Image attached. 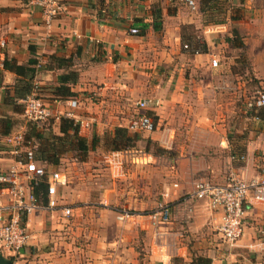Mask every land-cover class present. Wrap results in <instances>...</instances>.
Returning <instances> with one entry per match:
<instances>
[{
  "label": "crops",
  "instance_id": "1",
  "mask_svg": "<svg viewBox=\"0 0 264 264\" xmlns=\"http://www.w3.org/2000/svg\"><path fill=\"white\" fill-rule=\"evenodd\" d=\"M38 1L0 0V38L5 40L0 52V172L13 163L8 135L23 131L34 147L39 139L46 142L50 132L61 135L56 117L39 123V132L38 123L24 124L22 100L14 99L17 75L3 66L4 60L17 65L35 60L30 65L32 82L56 115L66 110L68 99L56 98L53 93L59 85L58 75L77 71V81L69 84L78 101L73 119L79 124V134L89 143L92 138H103L106 131L113 134L118 126L126 128L116 113L127 101L148 99L154 130L134 132L138 144L147 139L168 151L181 147V152L175 164L166 161L164 165L175 178L163 179L159 193L163 204L172 209L168 222H155L141 211L129 212L130 220L117 221L116 201L108 192L78 194L74 190L79 184L74 181L68 185L69 179L62 172L66 176V198L59 195L58 208L21 216L29 239L17 256L10 257L13 263L171 264L174 256L189 262L192 255H203L211 259V264H264L261 204L246 208L243 233L228 245L216 229L220 211L211 210L206 200L187 195L195 179L223 183L231 172L243 178L264 176V116L251 106L254 96H246L252 91L251 84L264 92V0H229L224 19L216 23L204 21L199 10L183 0H60L61 11L49 21ZM237 4L241 6L240 17L235 20L231 15ZM184 26L202 28L200 42L206 43L207 52L190 51L189 56L181 37ZM131 27L138 28L139 33H131ZM232 27L239 30L254 82L241 65L239 73L233 71L237 62L233 50L239 48L231 40ZM69 57L70 62L59 61ZM211 57H219L223 63L227 60L228 64L219 65L217 59L218 65L213 67ZM193 72L199 74L198 79L186 78V73ZM161 73L167 76L161 78ZM237 74L243 76L235 83L232 78ZM234 101V105L241 101L244 116L239 112L205 113V107L228 106ZM256 120L260 127L247 129L246 122L253 124ZM32 127L39 138L31 133ZM182 135L194 139L192 150L184 151ZM205 137L213 142L205 141ZM148 154L149 161L144 164L156 170L162 156ZM240 154L243 159L238 158ZM35 160L52 169L51 163L36 158V152ZM84 163L94 168L96 181L106 179L107 172L117 168ZM63 206L71 209L70 215L63 214ZM75 211L84 218L76 228L67 225ZM137 232L149 239L142 258L133 237L128 236ZM80 236L83 242H77L81 245H73Z\"/></svg>",
  "mask_w": 264,
  "mask_h": 264
},
{
  "label": "built area",
  "instance_id": "2",
  "mask_svg": "<svg viewBox=\"0 0 264 264\" xmlns=\"http://www.w3.org/2000/svg\"><path fill=\"white\" fill-rule=\"evenodd\" d=\"M184 1L191 8H196L195 0ZM60 2V0L38 1L47 21L61 11ZM130 32L138 34L139 29L131 27ZM4 46L5 40L0 38V52ZM210 63L211 66L216 67L218 60L212 58ZM22 103L25 125L55 117L57 119L60 117L73 118L74 111L78 107V101L75 98H68L66 110L56 115L42 100L37 85H34L32 92L22 100ZM150 104L148 99L136 102L140 110L148 111ZM250 104L256 109L264 107V92H258ZM126 128L132 132H151L154 130V122L148 113L139 114L129 121ZM6 141L10 146L13 163L5 171L0 172V254L7 258H14L27 245L29 239V233L22 223L21 216L58 208V189L65 185L66 176L61 171L45 168L36 162L32 142L25 139L23 131L8 135ZM136 153L137 159L150 155L141 149L136 150ZM123 154H127V151ZM238 158L243 159L244 157L240 154ZM39 181L46 184L45 199L33 193L32 186ZM187 195L192 199L206 200L211 210L220 211L217 232L225 243L233 245L243 233L246 208L254 203L264 207V176L243 178L231 172L223 183H215L208 179H195ZM61 210L64 215L71 214L69 207L63 206ZM130 216L128 211L119 212L116 215L119 220ZM150 216L154 221L162 223L170 220L166 205H159V208Z\"/></svg>",
  "mask_w": 264,
  "mask_h": 264
},
{
  "label": "rangeland",
  "instance_id": "3",
  "mask_svg": "<svg viewBox=\"0 0 264 264\" xmlns=\"http://www.w3.org/2000/svg\"><path fill=\"white\" fill-rule=\"evenodd\" d=\"M195 3H196V8L199 10V13L202 14L203 16V20L204 21L206 20V22H211V23L214 21H218V22L222 21L224 19V13L226 12V7L230 5L229 0H219L217 1L216 5L211 6L205 11V13H203L199 8L198 0H195ZM233 7H239V10L241 8V6L238 4L234 5ZM232 11H233L232 15L238 14L237 9L235 10L234 8ZM182 28H183L182 29L183 31L181 32V37L184 38L183 41L186 42L187 44L189 42L193 44L195 40L199 42L202 40L201 37H203V30L201 27L194 29L192 26H184ZM186 50L189 56H191L190 55V51H191L190 44H189V48ZM232 55L236 56L235 60H237L233 71L239 73L240 70H242L239 68L242 63L244 67L247 66L248 68L249 74L247 75V77L251 78L252 81L254 82L255 79L250 73L249 59L245 58V60H243V57L241 56V50L237 48L233 50ZM210 59H212V57ZM217 59L219 60V65H221L223 63V60L220 59L219 57H217ZM189 60H186L188 61V64L193 65V62H190ZM239 60L242 62L239 63ZM225 61L226 63H223V64L227 65L228 64L227 60ZM198 75L199 74H196V72H193L192 75L187 74V73L185 74L186 78L191 77L193 78V80L198 79ZM165 76H167L166 73L165 74L161 73V78ZM242 76L243 74H239V75L237 74V78L236 79L232 78V80L236 83L242 80ZM222 79H225V77ZM253 86L254 85L251 84L252 91L248 94L246 93L247 94L246 96H248L249 99H251L252 96H255L259 92V90L261 91V89H253ZM241 96H242L241 99H243L242 94ZM127 102L128 104L121 109V112L118 114L116 113V115H118V118H122L124 120V124L127 125L133 117H136L139 114L148 113L147 110L138 109V107L136 106V101H127ZM234 103L235 101L233 102L232 105H228V106L224 105V106H219V107H215V106L205 107V113L207 114L219 113L223 115H228V114L234 115L239 112L241 116H244L242 115L243 109L240 105L241 101L237 102L235 105ZM255 112L256 113L260 112V114H263L264 116V107L263 109L259 108ZM235 119L238 120L236 116H235ZM152 120L154 122L153 117H152ZM47 121H49V119L46 121H42V122L44 123ZM258 121L259 120H256L255 122H253V124L252 122H249V121L246 122V124L248 125L247 129H258L260 127V123ZM42 122H38V128L36 129L38 130V132H39V123H42ZM181 125L177 124V126L179 127ZM239 125H240L239 123L236 125V129L239 128ZM50 131H51V128H50ZM130 133L132 135L134 134V132L132 131H130ZM50 134L51 132L49 133V136ZM111 136L112 134L108 135L106 131L103 138H100V139L96 138L97 140H96V143H94V147L88 150L87 155L86 157H84L83 160L77 159L78 156L75 154L77 152H73L72 150H69V151H65L64 153H62V155H60L59 160L57 159L58 160L57 163L50 165L51 166L50 168L66 173L69 179L68 185L72 184L74 181L76 185L79 184V186L76 187V189L74 190L78 194H82V195L87 194V193L89 194L92 191L97 192V193L99 191H102V192L106 191V193L108 192V195L112 197L114 201H116L115 203H116L117 209H115V212H116L114 213L115 215L119 214V212L121 211H128L130 213L131 212L140 213L141 211L142 214L149 215L152 212H154L155 209L159 208V205H165L163 204L162 198L160 196L161 194H159L162 190L161 189L163 185L162 181L163 179L168 180L171 178L172 180H174L175 178L170 176L168 167L164 165H167L166 161L169 164H175V157L179 156L178 153L180 154L181 147L180 148L177 147L175 150L173 148V150L168 151L165 148L158 146L155 142L145 139L140 144H138V142L136 141L132 147L114 148L110 140ZM183 136L184 135L181 136L180 142L182 143L185 142L182 144L183 145L182 148H184V151L188 152L189 150H192L191 146L194 143L193 142L194 139L186 138ZM204 140L209 141V143L213 142L212 139H207V137H205ZM91 142H92V139L90 143ZM36 143H37V140L35 141V144ZM97 144L99 147L95 148V145ZM139 149L143 150L145 153H151L156 156H159V155L162 156L159 158V161L162 162V164H160L161 166L159 167L157 165L158 167L156 168V170L149 168L148 163L144 164V162L149 161L148 157H146L147 158V160L145 159L146 161L137 160L136 150H139ZM125 151H127V154H123ZM84 161L86 162L91 161L94 164L95 163L104 164V165L111 164L113 167H117V168L113 172L108 171L107 175L109 177H107L106 175L105 176L106 179L96 181V175H95L97 174L96 171L94 170V168L89 169V166L85 164ZM150 163H152V161ZM41 165L46 166L48 164L42 163ZM64 186H61L59 188L58 196L61 194L62 195L64 194L63 196L66 198L67 188ZM130 217H127L123 220H119L117 219V217H115V219L117 221H124V220L127 221V220H130ZM83 220L84 218L79 216V214L75 211L73 216L68 217L67 225L68 226L73 225L74 228H76L77 226L80 227L81 225H79V223H82ZM74 221H75V224H74ZM128 236L131 238L133 237L137 251L139 252V256L142 258L143 255L146 253V247L149 246L148 236H146V234H141L138 232L135 235L128 234ZM81 240H83V237L80 236L73 242V245L78 242L79 243L83 242ZM79 243L78 245L80 246L81 244Z\"/></svg>",
  "mask_w": 264,
  "mask_h": 264
},
{
  "label": "trees",
  "instance_id": "4",
  "mask_svg": "<svg viewBox=\"0 0 264 264\" xmlns=\"http://www.w3.org/2000/svg\"><path fill=\"white\" fill-rule=\"evenodd\" d=\"M217 1L219 0H198L199 8L203 13H205L208 8L216 5ZM236 9L239 11V7H236L235 10ZM239 17V14L231 15V18L235 20ZM216 22L218 21H214L212 23ZM230 32L233 44L241 50V56L243 57V60H245V47L237 27H232ZM185 44L186 48H189V44L191 45L192 52L208 51V47L205 42L201 43L195 40L193 44L191 42L188 44L185 42ZM59 61L66 63L72 61V59L71 57L61 58ZM34 62V59H30L26 65H17L6 60L3 61V66L12 70L17 75V83L14 89V99L23 100L32 92L34 84L32 82L33 73L31 72L33 69L30 65ZM241 66L244 69H248L247 66L244 67L242 63ZM77 79V71H68L58 75L57 81L59 82V85H57L53 90L56 98H75L76 93L70 90L69 84L75 83ZM59 131L61 135H50L47 139H45L46 142L44 143H42L39 139V146L34 147V144L31 143L36 152L37 159L43 162L55 164L59 160V156L62 153L72 150L73 152H77L75 153L78 156L77 159L83 160L84 157H86L88 150L93 148L94 143H96L95 138H92V142L89 143L85 137L79 134V124L73 118L60 117ZM31 133L33 135L35 134V129L33 127L31 129ZM36 137L39 138L40 135ZM110 140L114 148L132 147L137 141V136L135 134H130L127 128L118 126L114 129ZM32 190L37 197L40 196L42 199H45L46 184L44 182L39 181L37 184H34L32 186ZM167 207L171 218L172 209L170 208V205ZM9 259L13 262V259ZM171 264H211V259L203 255H192L191 260L187 262L182 257L174 256L171 259Z\"/></svg>",
  "mask_w": 264,
  "mask_h": 264
},
{
  "label": "water",
  "instance_id": "5",
  "mask_svg": "<svg viewBox=\"0 0 264 264\" xmlns=\"http://www.w3.org/2000/svg\"><path fill=\"white\" fill-rule=\"evenodd\" d=\"M0 264H14L10 259L0 254Z\"/></svg>",
  "mask_w": 264,
  "mask_h": 264
}]
</instances>
